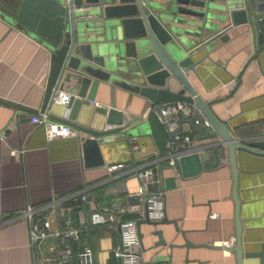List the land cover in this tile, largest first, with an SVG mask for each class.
Returning <instances> with one entry per match:
<instances>
[{
    "label": "crops",
    "instance_id": "obj_1",
    "mask_svg": "<svg viewBox=\"0 0 264 264\" xmlns=\"http://www.w3.org/2000/svg\"><path fill=\"white\" fill-rule=\"evenodd\" d=\"M41 2L28 4L26 19L38 21ZM41 15V14H40ZM218 22L219 27L227 25ZM228 40L208 49L199 46L191 58L198 63L189 79L199 96L210 105L215 118L236 139L262 138L264 134V45L258 31L247 27L228 30ZM50 51L29 32L11 25L0 15V264H123L122 237L118 227L98 226L78 241L48 237L31 243L30 226L23 213L52 199L75 194L89 195L88 209L116 211L139 198L138 174L155 169L158 182L149 193L161 195L147 212H133L141 243L142 264H237L226 242L236 237L234 181L228 147L215 130L193 119L189 125L193 144L204 164L203 172L182 179L168 165V153L179 148L147 100L116 93V107L125 121L141 124L137 135L105 124V117L89 103L73 121L64 120L63 105L50 107L55 121L64 120L78 129V138L48 141L43 126L31 121L42 109L50 70ZM108 106L107 89L94 99ZM185 117L184 119H189ZM81 136L99 143L104 164L86 166ZM134 145L135 148L132 146ZM237 197L243 251L264 257V156L237 149ZM114 164L117 167H114ZM120 164V165H119ZM175 177V187L167 178ZM140 200V198H139ZM144 204L143 197L140 200ZM211 213L218 216L213 217ZM167 218L173 222L153 224ZM148 220L151 222H148ZM161 230L165 244H158ZM190 241L193 245L187 246ZM70 246L72 262H61L59 250ZM235 247V246H234ZM85 254V256L83 255ZM243 264H261V256L243 258Z\"/></svg>",
    "mask_w": 264,
    "mask_h": 264
},
{
    "label": "water",
    "instance_id": "obj_2",
    "mask_svg": "<svg viewBox=\"0 0 264 264\" xmlns=\"http://www.w3.org/2000/svg\"><path fill=\"white\" fill-rule=\"evenodd\" d=\"M32 1L0 0V15L11 25L29 32L50 51V70L41 109L50 104V95L56 87L68 95V121H73L82 106H88L99 91L107 89L110 104L96 106L95 112L105 117L106 125L127 130L131 136L141 131V124L130 128L137 120L125 121L124 111L116 107V93L127 95V100L130 95L144 98L147 109L155 110L163 123L166 117L162 109L166 106L183 103L194 106L211 123L221 144L228 147L237 235L235 247L223 248L235 252L237 264H243V258L250 256H261L264 264L261 253L243 251L240 200L236 193L237 149L264 156V139L233 137L229 128L215 118L209 103L198 95L188 76L198 64L191 58L192 53L199 46L211 49L219 40H228L227 31L234 27H247L254 33L258 31L259 36L262 32L259 43L264 45V0H70L68 5L63 0H39L42 13L36 17L38 21L31 22L26 19V11ZM216 20L227 25L219 27L218 22H213ZM190 121L180 117L177 128L169 131L171 138ZM80 140L85 165L104 164L99 149L103 140L91 136H81ZM173 169L185 179L203 172L204 164L196 152L182 156ZM174 178H167V182ZM171 183L169 187H175V182ZM148 195L143 198L147 219ZM132 199L131 205L141 204L137 196ZM169 221L179 229L175 221ZM169 221L164 218L151 222ZM155 233L159 236L158 244H165L162 231ZM205 245L186 241L184 246Z\"/></svg>",
    "mask_w": 264,
    "mask_h": 264
},
{
    "label": "built area",
    "instance_id": "obj_3",
    "mask_svg": "<svg viewBox=\"0 0 264 264\" xmlns=\"http://www.w3.org/2000/svg\"><path fill=\"white\" fill-rule=\"evenodd\" d=\"M65 4H69L70 0H63ZM68 95L53 88L50 95V104L41 110L38 114L31 116V121L37 125L43 126L46 139L51 141L60 137L78 138L80 132L78 129L71 127L65 121L69 118V109L66 107L68 103ZM63 105L65 107L63 118L64 120L55 121L52 118L50 107L53 105ZM93 106H100L99 102L91 101ZM166 117L168 129L174 130L179 124L180 117H190L194 123H201L205 127L211 128V123L201 113H197L196 108L189 104H179L177 107L166 106L162 109ZM185 124V123H184ZM184 126V125H183ZM184 129V128H183ZM191 136V129L187 125V129L175 133L173 142L179 145L174 151L167 155L168 165L173 168L176 167V162L186 154L196 153L197 148L193 144ZM264 139V134L261 136ZM133 148L134 145L132 146ZM198 153V152H197ZM120 165V164H119ZM117 167L114 164L113 168ZM138 178L142 184L139 187V198H144L146 195L148 201V210L153 207L152 204L161 195L160 191H153L149 193L148 186L158 182L155 169L149 168L138 174ZM75 194L61 196V198L52 199L44 202L40 206L28 207L23 213L29 222L30 226V240L31 243L44 242L48 237H55L62 242L64 240L78 241L80 236L91 228L98 226L118 227L120 237H122V246L120 248L123 256V264H142L139 246L141 243L138 236V229L136 226V219L128 218L133 212H141L143 204L123 205L115 212L104 209H88L85 204L88 201L89 195L86 193L75 197ZM211 216L217 217L215 213ZM235 238H231L226 242V247L233 248L235 246ZM85 256V254H83ZM59 257L61 262H72L74 259V251L70 246H65L59 250ZM86 257V256H85Z\"/></svg>",
    "mask_w": 264,
    "mask_h": 264
},
{
    "label": "bare ground",
    "instance_id": "obj_4",
    "mask_svg": "<svg viewBox=\"0 0 264 264\" xmlns=\"http://www.w3.org/2000/svg\"><path fill=\"white\" fill-rule=\"evenodd\" d=\"M189 119H191V118H189ZM192 120V119H191ZM164 125H166V123L164 122ZM171 166V165H170Z\"/></svg>",
    "mask_w": 264,
    "mask_h": 264
}]
</instances>
